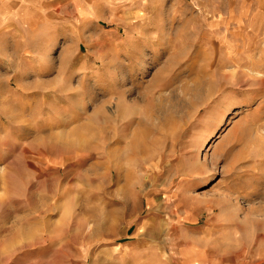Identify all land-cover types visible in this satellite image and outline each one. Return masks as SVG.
<instances>
[{"label": "rangeland", "instance_id": "obj_1", "mask_svg": "<svg viewBox=\"0 0 264 264\" xmlns=\"http://www.w3.org/2000/svg\"><path fill=\"white\" fill-rule=\"evenodd\" d=\"M19 4L0 34V264H264V0H105L53 28ZM201 133L207 173L186 175ZM230 192L237 217L210 222Z\"/></svg>", "mask_w": 264, "mask_h": 264}, {"label": "bare ground", "instance_id": "obj_2", "mask_svg": "<svg viewBox=\"0 0 264 264\" xmlns=\"http://www.w3.org/2000/svg\"><path fill=\"white\" fill-rule=\"evenodd\" d=\"M159 99H161V98H159ZM161 109L163 110V108H161ZM146 115L147 114L139 117V119L137 120L136 125L134 126L132 132L130 133V140H129V146L128 147H129V149L132 152H139L138 149L143 148L142 142L145 140L144 139L145 136L148 135V133L150 132L149 125H145V122H144V117ZM153 115H155V114H153ZM207 135H208L209 138H211V136H212V134H209V133L206 134V136ZM204 138H205V133H201L199 135V137H198L197 140H189V143L191 142L190 145H193L194 146L195 152L190 153V149L186 150L188 153H190L189 154L190 155V158H193V160H190L188 162H187V160L186 161L184 160L183 163H182V165H183L182 166V169H184V170L187 171L186 172V175H189L190 174L189 172L192 171V170H194L196 172V174H200L198 176H201V177L207 173L206 170H205V167L209 164V162L208 163H207V161L206 162H203V163L202 162H198V158H197V155H198L197 154V150L199 149V146L202 143V141L204 140ZM218 157H216L215 153H213L212 156H211L210 163L213 165V163L217 160ZM185 187L186 186L184 185L182 187V189H181L180 192L174 193V195H173L175 197L174 199H172V197H170V196H167V197L163 198L164 201H166L167 203H170V204H172V201H177V200L180 201V199L182 197L184 198L185 193H183V191H184V188ZM230 194L232 196L229 195V194H225L226 196L225 197H222V199H219V198L217 199L216 198L213 201V204H211L212 209L210 210V214L208 216V220L210 222L216 224V222H219L220 221L219 219H222V220L227 221V222H230V221H234L235 220V218L238 215L239 209H241V205H239L236 201H235L236 202V205H234L231 201L234 200V199H236L237 196L233 195L234 192H230ZM170 204H168L167 207H166V211H167V214H168V216H167V224H169V226H170V224L172 225V224L176 223L177 221L178 222L181 221V218H182V216H180V213L176 210L177 208L175 209V208L169 206ZM204 204L205 203H204L203 200H199V201H196L194 203V207L195 208H203V205ZM215 207L216 208L218 207V209H219V211H218L219 212V215L220 216H223V217L216 218V217H218V214H214L215 213V209H216ZM159 212H158V215L157 216H161V215H159ZM173 215H175V218H172L171 217ZM184 215L185 216H183V219H190V215L191 214L184 213ZM156 219H159L161 221V218H156ZM161 223H164V222H161ZM183 243H184V240H183V242H180L179 246L171 247V249H170L171 253L172 254H175V253H181V252H183V250H184ZM175 262H176V260H175ZM177 263L178 264H182L181 257L179 259H177Z\"/></svg>", "mask_w": 264, "mask_h": 264}, {"label": "crops", "instance_id": "obj_3", "mask_svg": "<svg viewBox=\"0 0 264 264\" xmlns=\"http://www.w3.org/2000/svg\"><path fill=\"white\" fill-rule=\"evenodd\" d=\"M14 3H20L19 5L21 6L20 16L16 15L20 18V23L33 22L37 19L39 24L41 22L45 27L52 28L59 25L54 20L67 19V16L71 19H77L78 22L81 20H92L96 17V14H99V11L105 10V0H0L1 35L7 34V29L4 30V25L14 19L12 10ZM211 230L210 225H205L201 228L198 236H202L204 239L206 232H211ZM209 255L210 259L217 256L216 252ZM186 260L191 264L189 259ZM195 263L197 264V262Z\"/></svg>", "mask_w": 264, "mask_h": 264}]
</instances>
